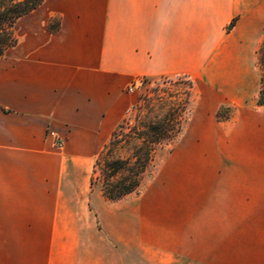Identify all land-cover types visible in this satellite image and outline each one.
I'll return each instance as SVG.
<instances>
[{"label": "crops", "instance_id": "obj_1", "mask_svg": "<svg viewBox=\"0 0 264 264\" xmlns=\"http://www.w3.org/2000/svg\"><path fill=\"white\" fill-rule=\"evenodd\" d=\"M13 34L0 57V264H264L261 71L246 61L264 0H45ZM225 70L236 76L210 78ZM162 76L232 88L200 110L198 213L165 185L111 201L91 184L127 86Z\"/></svg>", "mask_w": 264, "mask_h": 264}, {"label": "rangeland", "instance_id": "obj_2", "mask_svg": "<svg viewBox=\"0 0 264 264\" xmlns=\"http://www.w3.org/2000/svg\"><path fill=\"white\" fill-rule=\"evenodd\" d=\"M56 24L54 19L53 26ZM262 40L254 53L246 56L247 62L258 64L255 51ZM234 76L236 74L232 70H225L222 75L210 73V78L223 80V83L229 82ZM135 81H140L136 87L133 86ZM231 89L229 83L210 88L189 77L165 76L138 78L127 86L126 92L133 98V102L120 123L123 124L122 133L131 134V129L141 123L155 122L167 123L171 134L170 139L156 146L137 194L145 193L154 183L165 185L168 194H177L178 199L183 198L181 194H191L193 211L199 212L204 174L200 165V110L206 105L209 108L216 107L219 100L217 95L229 93ZM231 111V105L222 104L216 109L215 118L224 121L231 116ZM96 174L99 175V171ZM93 187L96 191H102V182L97 181Z\"/></svg>", "mask_w": 264, "mask_h": 264}, {"label": "trees", "instance_id": "obj_3", "mask_svg": "<svg viewBox=\"0 0 264 264\" xmlns=\"http://www.w3.org/2000/svg\"><path fill=\"white\" fill-rule=\"evenodd\" d=\"M44 1L0 0V57L16 44L13 28L18 20L37 9ZM256 56L262 84L258 104L264 105V39L256 50ZM167 125L141 123L131 129V134L122 133L123 124L118 125L95 161L91 184L102 182L103 194L111 201L136 193L156 146L171 137ZM98 171L99 175L96 174Z\"/></svg>", "mask_w": 264, "mask_h": 264}, {"label": "built area", "instance_id": "obj_4", "mask_svg": "<svg viewBox=\"0 0 264 264\" xmlns=\"http://www.w3.org/2000/svg\"><path fill=\"white\" fill-rule=\"evenodd\" d=\"M139 83H140V81H135L134 84H133V86L136 87V86H138ZM131 90H132V88H131Z\"/></svg>", "mask_w": 264, "mask_h": 264}]
</instances>
